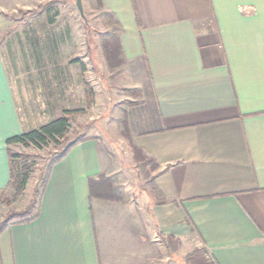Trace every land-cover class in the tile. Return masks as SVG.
Wrapping results in <instances>:
<instances>
[{
    "label": "crops",
    "instance_id": "obj_1",
    "mask_svg": "<svg viewBox=\"0 0 264 264\" xmlns=\"http://www.w3.org/2000/svg\"><path fill=\"white\" fill-rule=\"evenodd\" d=\"M97 1L137 91L121 127L153 165L149 201L122 192L99 138L79 140L32 218L0 229V264H264V0ZM15 95L0 58V202L7 139L30 130Z\"/></svg>",
    "mask_w": 264,
    "mask_h": 264
},
{
    "label": "rangeland",
    "instance_id": "obj_2",
    "mask_svg": "<svg viewBox=\"0 0 264 264\" xmlns=\"http://www.w3.org/2000/svg\"><path fill=\"white\" fill-rule=\"evenodd\" d=\"M82 6L85 19L74 0H0V58L21 118L32 129L72 111L68 131L58 143L9 145L16 163L28 167L29 179L17 197L13 186L4 193L0 229L32 215L31 210L21 213L34 205V191L50 163L84 138H99L120 162L119 185L126 196L141 208L149 201L153 165L137 159L122 135L123 109L135 90L124 88L119 59L114 50L108 52L116 27L97 0H82Z\"/></svg>",
    "mask_w": 264,
    "mask_h": 264
},
{
    "label": "trees",
    "instance_id": "obj_3",
    "mask_svg": "<svg viewBox=\"0 0 264 264\" xmlns=\"http://www.w3.org/2000/svg\"><path fill=\"white\" fill-rule=\"evenodd\" d=\"M99 5H100V2H99ZM106 16H108L107 18L110 24L116 23L115 20H113L112 15L106 14ZM109 38L110 39H108L107 41V44H108L107 46L110 48V50L108 52L111 53L110 51L114 50L112 53L114 54V56H117L118 58L119 56L118 37L112 33V35ZM130 92L135 93L137 91H130ZM89 93L90 91L88 90V94ZM71 112L72 111L70 110H64L62 116L54 118L47 123L41 124L37 128H33L21 134L14 135L10 137L9 139H7V143L9 145L10 144H21L23 146H33L36 148H41L50 143H58L59 138H62L65 135V133L68 131L69 114ZM73 144L74 143H70L66 147L65 151L61 152V154L54 161H52L50 165L58 161L62 156H64ZM133 149L137 150L136 147H133ZM9 155H10V161H11L10 162L11 164L10 187L11 186L15 187L14 196L17 197L22 192V190H24L25 185L29 179V170H28V167L25 166L24 164L19 165L16 163L17 155L12 154L10 150H9ZM153 189L157 191V189L154 186H153ZM34 194L35 195L38 194V189L34 191ZM30 210H31V207L24 210L21 214L26 216L27 214H29Z\"/></svg>",
    "mask_w": 264,
    "mask_h": 264
},
{
    "label": "water",
    "instance_id": "obj_4",
    "mask_svg": "<svg viewBox=\"0 0 264 264\" xmlns=\"http://www.w3.org/2000/svg\"><path fill=\"white\" fill-rule=\"evenodd\" d=\"M74 2H75V5H76L77 9L80 12L81 17L83 19H85L84 11H83V6H82V0H74Z\"/></svg>",
    "mask_w": 264,
    "mask_h": 264
}]
</instances>
